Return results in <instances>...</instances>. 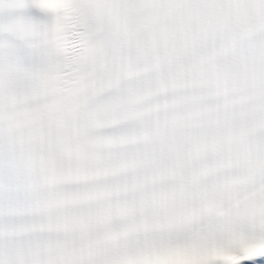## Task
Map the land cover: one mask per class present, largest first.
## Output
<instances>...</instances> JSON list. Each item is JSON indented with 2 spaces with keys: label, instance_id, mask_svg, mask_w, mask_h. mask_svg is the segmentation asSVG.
Here are the masks:
<instances>
[{
  "label": "snow or ice",
  "instance_id": "obj_1",
  "mask_svg": "<svg viewBox=\"0 0 264 264\" xmlns=\"http://www.w3.org/2000/svg\"><path fill=\"white\" fill-rule=\"evenodd\" d=\"M0 264H264V0H0Z\"/></svg>",
  "mask_w": 264,
  "mask_h": 264
}]
</instances>
